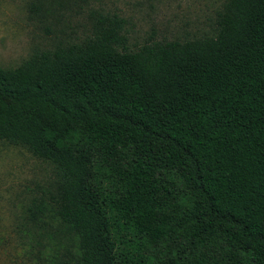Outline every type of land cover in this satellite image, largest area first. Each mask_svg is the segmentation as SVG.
<instances>
[{
  "label": "trees",
  "instance_id": "obj_1",
  "mask_svg": "<svg viewBox=\"0 0 264 264\" xmlns=\"http://www.w3.org/2000/svg\"><path fill=\"white\" fill-rule=\"evenodd\" d=\"M124 25L0 67V142L53 170L19 233L41 264H264V0L137 50Z\"/></svg>",
  "mask_w": 264,
  "mask_h": 264
},
{
  "label": "rangeland",
  "instance_id": "obj_2",
  "mask_svg": "<svg viewBox=\"0 0 264 264\" xmlns=\"http://www.w3.org/2000/svg\"><path fill=\"white\" fill-rule=\"evenodd\" d=\"M31 1L0 0L2 68H15L33 52L51 49L60 40L83 39L98 11L124 19L131 50L152 41L211 35L216 14L226 0H41L44 6L38 16L29 15ZM52 177V166L26 148L0 142V264H41L33 256L37 249L17 225L32 195Z\"/></svg>",
  "mask_w": 264,
  "mask_h": 264
}]
</instances>
